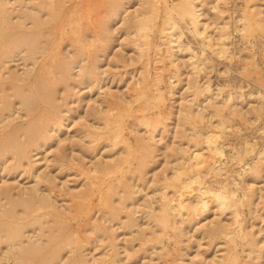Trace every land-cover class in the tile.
Here are the masks:
<instances>
[{"label":"bare ground","instance_id":"1","mask_svg":"<svg viewBox=\"0 0 264 264\" xmlns=\"http://www.w3.org/2000/svg\"><path fill=\"white\" fill-rule=\"evenodd\" d=\"M65 1L0 0V264H90L91 242L107 233L102 218L123 227L138 225L136 210L129 206L137 202L138 191L150 196L149 231L165 253L170 251L169 242H180L192 216V228L228 243L210 264L261 263L263 248L244 215L256 195L255 178L262 177L264 125H253L264 116V92L251 90L249 99L257 104L246 108L250 101L244 102L242 85L227 89L229 78L214 83L210 78L201 82L197 76L212 67L217 55L229 61L226 70L234 69L233 61L238 60L248 73L244 77L254 73L261 81L262 64L248 46L237 48L235 37L251 45L258 39L264 49V10L253 0H243L234 14L223 5L233 0H214L209 9L217 16L212 19L205 16V0H139L133 11L129 10L133 0H107L98 4L105 7V14L92 17L97 4L76 0L66 25L70 29L61 31L72 46L64 53L61 20L49 7L62 9ZM119 18L123 24L118 27ZM116 32L134 36L139 74L131 75L129 92H111L97 84L98 96L108 105L98 116L100 124L85 128L84 136L93 142L106 139L113 147L121 145L122 152L107 159L102 153L90 164L85 156L78 158L76 165L83 168L85 181L75 190H63L70 202L60 208L52 193L40 185L45 181L50 192L59 190L49 172L38 171V160L48 163V147L54 144L62 151L64 111L72 83L86 86L95 79L98 58L116 45ZM15 60L21 61V71L11 67ZM184 67L187 77H183ZM173 95L175 101L181 99L178 120L185 126L181 134L189 145L173 148L174 165L154 179L159 184L150 194L145 184L138 188L136 182H149L147 174L161 148L159 141L166 138L157 137L161 127L166 130ZM249 127L254 132L243 131ZM19 168H29L35 182L7 179ZM260 197L264 202L263 193ZM95 200L100 216L92 220ZM211 212L220 217L230 212L233 217L229 222L222 218L204 222ZM78 217L80 221L73 224ZM115 240L116 236L111 245H117ZM243 252L256 261L244 262Z\"/></svg>","mask_w":264,"mask_h":264},{"label":"rangeland","instance_id":"2","mask_svg":"<svg viewBox=\"0 0 264 264\" xmlns=\"http://www.w3.org/2000/svg\"><path fill=\"white\" fill-rule=\"evenodd\" d=\"M92 1L97 4V7L92 11V17H96L99 14L104 15L105 7H98V4L107 0ZM213 1L214 0L204 1L208 8L205 12V16L212 19L217 16L213 9H209L214 4ZM253 1L258 4L257 8L264 10V0ZM75 2L76 0L65 1V6H63L62 9H57L54 6L49 7L50 12L59 16L61 20L58 27L60 29L59 38L61 39L60 49L64 53L69 50L71 51L72 46L68 45V36H63L61 31L63 27L70 29V27H66V25L71 20L73 14L72 6ZM139 5V0H133L129 10L133 11L135 8L139 7ZM223 5H226L227 7L229 6L228 12L230 11V13L233 12L234 14H237L239 9L243 6V0H233L227 4L223 3ZM41 12L44 13L45 11L41 10ZM122 24L123 22L119 18L116 26L119 27L122 26ZM86 32L84 33V37ZM133 37L132 34L121 35L120 32L117 33L114 41L116 45L110 49L108 55H101L98 58L100 66L98 73L95 75V79L86 86H78L76 83H72L70 96L65 105L66 111H64L66 124L63 127L62 132L63 137L66 139L62 143V151L60 152L59 146L57 147V145L54 144L53 146L48 147V163L45 159L38 160L39 162L37 166H41L38 171L41 172L44 170L45 172H49L50 175L55 178L59 190L57 192H50V186L45 181L40 185L46 193H52L53 199L60 208H64L70 202L68 194L63 193V190H75L85 181L83 168L76 165L78 158L85 156L88 164H90L92 161L96 160L97 157L102 156V153L106 155L105 159H107L109 157H118L122 152L121 145L113 147L106 139H100L95 142L91 141L88 137L84 136V129L92 124L99 125L100 119L98 116L103 114L101 112H103V109L108 105L107 101L98 96V83L103 85L105 89H109L111 92H129V86L131 85L129 81L132 80L131 75L135 74L138 76L141 62L138 59V52L137 49H135ZM235 42L237 48L248 46L256 55L257 60L262 64L261 71L263 79L261 81L256 79L254 73H252L254 77L252 74L249 75L250 78L244 77V75H247L248 73L239 66L240 62H238V60L233 61L234 64L232 66L234 69L226 70L225 68L230 65V63H228L229 61L219 58L217 55H214L212 59V67L203 71L201 75L197 76V79L203 82L206 78H210L212 82L217 83L219 81L223 82L225 79L229 78V85L226 88L238 90V87L236 86L242 85L244 102L247 103L250 101L248 93L251 90L260 89L264 92V49L258 39L253 45H251V42L236 36ZM118 53L123 55L122 58L116 57ZM186 57L187 56H185V58ZM242 59L246 60L244 56H242ZM20 62V60H15L12 61L10 65L12 68L21 71L22 65L18 66ZM186 70L187 68L184 67L183 77H187L188 75ZM183 83H185V81H183ZM84 93H86L87 96L83 99L81 95ZM182 93H187L186 87L183 89ZM93 99H97V102H94ZM180 100L175 101L174 95L171 97L170 104L167 106V110L170 111V118H168L165 123L166 130L163 131V128L161 127L157 137L158 140H160L163 135L166 138L159 141L161 148L158 150L156 161L150 166V170L147 174L149 182L146 184L138 180L136 182L138 188H141L145 184L147 190L151 191L156 184H159V182L154 181V179H159L165 169H171L174 161L171 162L170 160H173L175 155L173 148H178L180 145H189L188 138L181 134L182 130L185 129V126H182L178 120V104H180ZM172 103H174L175 106H172ZM254 104H257L256 100L248 102L246 108ZM209 118L210 113L208 110L206 111V119ZM259 123L264 125V116L253 126H257ZM243 131L254 132V128L249 127ZM141 132H144V129H142ZM259 132L260 130H257V134H259ZM167 141L170 143L169 145H167ZM61 155L65 156L63 157ZM37 156L40 155H35L34 158ZM259 166L262 171V177L255 178L254 185L258 188L254 200L250 204V211L246 212L244 215V221L249 230L254 233V237L258 241V246L262 247L264 251V202L260 197L261 193L264 194V160ZM7 179L11 181L23 179L28 185L35 182L30 174L29 168H19L15 172L9 173ZM150 194H152V191ZM135 196L137 202L135 205H132L129 202V206H133L136 210V220L138 225L123 227V223L121 226V224L116 221L109 220L108 217H105L106 219L100 218L103 222L102 224L105 225L107 233L95 236L91 242L88 249L90 264H149L151 262H159L160 264H210L213 255L220 256V254L228 247V243H226L223 238H220L219 236L211 238L206 233L196 231L195 228H192L190 220H193L194 217L189 216L184 225L185 234L181 237L180 242H175L174 240L169 242L167 246L170 251L165 253L164 249L161 247V243L154 239L149 231L150 224L149 216L147 215L149 207L147 204L150 201V196H146L140 191L136 192ZM97 204L98 202L96 200L92 204V220L100 216ZM153 205L155 208H158L157 202ZM121 217L122 219H125V214H122ZM232 217L233 215L230 212H227V214L222 217L211 212V215L205 219L204 222L216 218H222L225 222H229ZM79 219V217L73 219L72 223L76 225L77 221H80ZM84 222L85 218H83L81 224ZM139 231H142V235L138 234ZM30 233L32 234L33 231ZM88 233L91 234V232ZM137 234L139 238L136 237ZM114 236H116L115 242L117 245H111ZM2 247L3 249L7 248H5V245H2ZM1 255L2 253L0 251V256ZM243 256L244 262L256 261V258L247 256V252H243ZM175 257H177L176 260ZM258 264H264V252L262 262Z\"/></svg>","mask_w":264,"mask_h":264}]
</instances>
